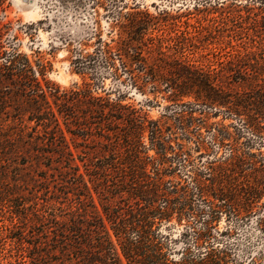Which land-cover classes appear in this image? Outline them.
I'll use <instances>...</instances> for the list:
<instances>
[{"label": "trees", "instance_id": "16d2710c", "mask_svg": "<svg viewBox=\"0 0 264 264\" xmlns=\"http://www.w3.org/2000/svg\"><path fill=\"white\" fill-rule=\"evenodd\" d=\"M201 1L194 8L211 23L199 37L222 44L227 30L260 51L229 52L217 67L159 65L140 40L122 39L114 55L129 84L169 102L161 122L90 83L50 80L7 37L0 0L1 200L16 219L0 231V264H240L232 230L214 228L222 211L245 217L264 195V154L251 151L264 143V0ZM209 111L234 122L211 124ZM201 122L230 147L208 172L191 167L194 150L211 149ZM173 217L188 221L178 237Z\"/></svg>", "mask_w": 264, "mask_h": 264}, {"label": "rangeland", "instance_id": "374dc122", "mask_svg": "<svg viewBox=\"0 0 264 264\" xmlns=\"http://www.w3.org/2000/svg\"><path fill=\"white\" fill-rule=\"evenodd\" d=\"M201 3V0H36V6L32 7L23 0H6L2 22L8 27L7 37L15 36L14 43L21 52L32 60L40 59L46 63L47 77L61 88L87 82L92 84L95 94L105 96L108 93L111 98L121 96L123 103L142 109L150 119L164 122L167 117H172L173 112L166 109L169 102L161 97L148 102V99H155L153 94H144L131 86L119 54L114 55L122 39L132 35L140 40L142 43L138 44L143 54L159 65L183 59L217 67L218 62L226 61L229 52L260 51L250 38L228 37L227 30L223 33L222 44L199 37L201 26L211 23L208 20L210 15L195 10V5ZM196 37L203 41H196L194 45ZM229 40L233 47L227 45ZM108 48L111 53L107 52ZM106 57L111 58V65L105 61ZM207 115L211 124L232 125L234 122L222 114L209 111ZM203 123H200L201 131L206 146L211 149L194 150V165L191 167L208 172L211 171L207 169L210 163L226 155L230 147L229 144H214L211 140L214 131ZM229 129L236 132L234 127ZM191 144L195 147V143ZM251 151L264 154V143L256 142ZM1 190L0 179V231H6L16 219L10 212L11 207L1 200ZM169 224L172 236L178 237L188 221L187 218L179 221L173 217ZM227 228L233 232L230 241L235 244L234 255L240 264H264V195L254 203L253 212L245 217H231L222 211L215 222L214 232L219 236ZM219 238L226 239L227 236ZM183 246V239L175 244L176 249Z\"/></svg>", "mask_w": 264, "mask_h": 264}, {"label": "bare ground", "instance_id": "6f19581e", "mask_svg": "<svg viewBox=\"0 0 264 264\" xmlns=\"http://www.w3.org/2000/svg\"><path fill=\"white\" fill-rule=\"evenodd\" d=\"M27 4H28L29 6L35 7V6H36V0H28V1H27Z\"/></svg>", "mask_w": 264, "mask_h": 264}, {"label": "water", "instance_id": "95a60500", "mask_svg": "<svg viewBox=\"0 0 264 264\" xmlns=\"http://www.w3.org/2000/svg\"><path fill=\"white\" fill-rule=\"evenodd\" d=\"M24 2H27L28 0H23Z\"/></svg>", "mask_w": 264, "mask_h": 264}]
</instances>
